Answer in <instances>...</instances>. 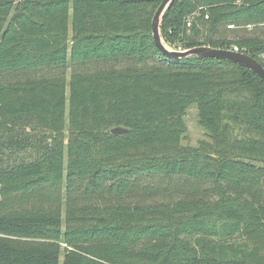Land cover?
Instances as JSON below:
<instances>
[{"label":"trees","instance_id":"obj_1","mask_svg":"<svg viewBox=\"0 0 264 264\" xmlns=\"http://www.w3.org/2000/svg\"><path fill=\"white\" fill-rule=\"evenodd\" d=\"M162 1L0 0V264H264V83L164 56ZM161 34L264 67V0H177Z\"/></svg>","mask_w":264,"mask_h":264},{"label":"water","instance_id":"obj_2","mask_svg":"<svg viewBox=\"0 0 264 264\" xmlns=\"http://www.w3.org/2000/svg\"><path fill=\"white\" fill-rule=\"evenodd\" d=\"M177 0H163L157 8L152 20V35L157 48L161 53L176 60H184L190 57H197L200 60L217 59L239 64L256 74L264 83V67L258 61L235 50L214 49L208 46L196 47L188 50H174L169 48L161 34V26L168 12L173 8ZM126 132V129L117 127L111 131L113 135H119Z\"/></svg>","mask_w":264,"mask_h":264},{"label":"rangeland","instance_id":"obj_3","mask_svg":"<svg viewBox=\"0 0 264 264\" xmlns=\"http://www.w3.org/2000/svg\"><path fill=\"white\" fill-rule=\"evenodd\" d=\"M186 122L189 130V134L186 140V143L191 145H197L198 141L205 140L206 135L205 132L199 127L198 125V119H197V111L193 108L190 110V112L187 114ZM64 231V230H63ZM7 239H13V240H21V241H32L37 243H53L54 240H45V239H21V238H13L8 237ZM61 248H65L64 244H59ZM63 261V256H61V264Z\"/></svg>","mask_w":264,"mask_h":264},{"label":"built area","instance_id":"obj_4","mask_svg":"<svg viewBox=\"0 0 264 264\" xmlns=\"http://www.w3.org/2000/svg\"><path fill=\"white\" fill-rule=\"evenodd\" d=\"M188 26H190V23L188 24ZM230 28H234V26H230ZM235 51H237V49H235Z\"/></svg>","mask_w":264,"mask_h":264}]
</instances>
